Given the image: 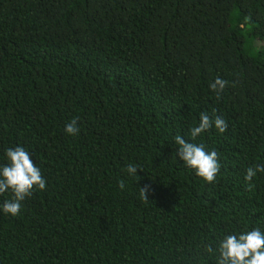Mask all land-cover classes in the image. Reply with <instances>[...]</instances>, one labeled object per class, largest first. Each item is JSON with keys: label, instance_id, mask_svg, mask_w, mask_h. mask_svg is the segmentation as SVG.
I'll list each match as a JSON object with an SVG mask.
<instances>
[{"label": "trees", "instance_id": "16d2710c", "mask_svg": "<svg viewBox=\"0 0 264 264\" xmlns=\"http://www.w3.org/2000/svg\"><path fill=\"white\" fill-rule=\"evenodd\" d=\"M261 42L264 0H0V165L23 146L47 182L18 216L0 195V264H217L206 244L264 231ZM201 113L226 132L192 141ZM178 134L217 151L215 183Z\"/></svg>", "mask_w": 264, "mask_h": 264}, {"label": "clouds", "instance_id": "9594fccd", "mask_svg": "<svg viewBox=\"0 0 264 264\" xmlns=\"http://www.w3.org/2000/svg\"><path fill=\"white\" fill-rule=\"evenodd\" d=\"M228 81L217 77L210 88L216 92L219 99ZM213 125L220 133L226 132L227 122L219 115L210 117L207 113H201L198 126L190 129L192 141L204 132L213 128ZM67 134L76 136L80 132L76 119L65 125ZM178 145V156L183 160L184 165L194 170L195 175L205 180L208 184H213L221 170L217 151H206L205 146L186 140L181 135L174 137ZM7 163L0 165V195L6 192L12 193V199H5L2 209L6 214L18 216L21 212L22 202L31 197L36 190H46V180L41 169L33 162L30 153L23 146L10 147L6 149ZM138 165L129 164L127 173L135 176ZM257 173H264V164H258L247 168L245 180L248 182V189L253 188V178ZM120 188L124 189L125 184L120 182ZM148 187L140 188V195L148 200ZM205 251L212 254L219 253L217 264H264V231L260 228L225 235L214 248L212 244H206Z\"/></svg>", "mask_w": 264, "mask_h": 264}, {"label": "rangeland", "instance_id": "374dc122", "mask_svg": "<svg viewBox=\"0 0 264 264\" xmlns=\"http://www.w3.org/2000/svg\"><path fill=\"white\" fill-rule=\"evenodd\" d=\"M261 44H264V42H261Z\"/></svg>", "mask_w": 264, "mask_h": 264}]
</instances>
